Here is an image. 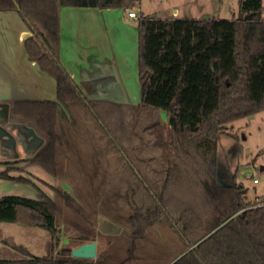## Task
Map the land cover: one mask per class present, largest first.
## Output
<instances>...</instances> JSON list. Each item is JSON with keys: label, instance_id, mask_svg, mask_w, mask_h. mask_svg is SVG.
Masks as SVG:
<instances>
[{"label": "trees", "instance_id": "16d2710c", "mask_svg": "<svg viewBox=\"0 0 264 264\" xmlns=\"http://www.w3.org/2000/svg\"><path fill=\"white\" fill-rule=\"evenodd\" d=\"M137 2L0 0V10L17 9L28 23L32 35L25 47L54 77L56 98L69 112L55 100L10 103V113L43 136L30 161L56 175L59 155L72 160L85 154L113 191L114 204L129 210L133 239L157 221L168 222L180 235L185 250L169 264H264V201L249 199L218 155L227 125L264 110L262 0H238L231 19L141 13L136 20L139 103L87 98L59 59L60 8L130 9ZM98 82L86 86L94 89ZM59 196L74 208L67 191ZM56 212L47 197L0 198V221L47 231L50 255ZM5 244L0 264H62L21 243ZM71 259L87 263V258Z\"/></svg>", "mask_w": 264, "mask_h": 264}, {"label": "rangeland", "instance_id": "374dc122", "mask_svg": "<svg viewBox=\"0 0 264 264\" xmlns=\"http://www.w3.org/2000/svg\"><path fill=\"white\" fill-rule=\"evenodd\" d=\"M218 4V18L231 19L237 15L238 0H219ZM140 6L145 14L154 17L182 18L190 11L192 2L138 0L132 9L138 12ZM262 6L264 15V0ZM176 8L177 12L174 11ZM137 79L136 93H139L138 66ZM7 112L0 105V198L6 195L43 196L56 203L58 212L52 255L47 231L18 222L0 221V257L6 249L5 243L14 241L26 246L32 254L50 256L51 260H61L62 264H77L72 262L70 252L83 235L100 241L95 256L87 258L84 264H169L185 250V242L166 221L153 223L144 236L133 239L132 228L127 223L129 210L114 204L113 191L101 174H95L92 165L95 162L85 154L81 159L72 160L59 155L56 175L31 162L43 140L36 147L32 146L43 136L26 120L13 116L10 110ZM159 115L166 122V111L161 109ZM164 122L161 130L166 138L168 130ZM20 123L33 131L24 133L22 128L16 127ZM28 147L32 150H27ZM218 155L226 158L230 171L235 174V180L244 186L247 197L264 201V110L227 125L218 142ZM64 191L74 197V208L65 204L59 196ZM100 218L118 223L121 230L113 235L103 233L100 225L97 227Z\"/></svg>", "mask_w": 264, "mask_h": 264}, {"label": "crops", "instance_id": "0c3cea01", "mask_svg": "<svg viewBox=\"0 0 264 264\" xmlns=\"http://www.w3.org/2000/svg\"><path fill=\"white\" fill-rule=\"evenodd\" d=\"M189 1L192 7L182 18L219 17V0ZM129 10L133 9L62 6L59 10L60 62L89 99L122 103L140 100L141 92L136 93V20L145 13L140 6L135 12L137 16L131 17ZM31 35L28 23L17 9L0 10V103L9 107L16 100H51L56 96L54 77L41 68L25 47V39ZM92 80H99L94 89L86 86ZM99 225L105 234L121 230L110 219L102 218ZM87 241H95L97 250L100 241L88 235L80 237L74 247Z\"/></svg>", "mask_w": 264, "mask_h": 264}, {"label": "water", "instance_id": "95a60500", "mask_svg": "<svg viewBox=\"0 0 264 264\" xmlns=\"http://www.w3.org/2000/svg\"><path fill=\"white\" fill-rule=\"evenodd\" d=\"M51 100L57 101L60 105V108L66 113L67 116H69L68 110L66 109V107L62 103H60V101L56 98V96ZM0 105L3 106V108L5 109V112L9 111V105L7 103H0ZM16 127L20 128V129L22 128V131L26 134H28L30 131H33L32 128H30L29 126H26L24 124H21V123L17 124ZM37 140L38 141H36L34 147H36L40 143V140H43V138L42 139L38 138ZM24 146H26V143H24ZM27 150L31 151L32 148L29 147ZM95 252H96L95 241L83 242V243L79 244L78 246L71 249V255L74 257H78V258H92L95 256Z\"/></svg>", "mask_w": 264, "mask_h": 264}, {"label": "built area", "instance_id": "2783aa9c", "mask_svg": "<svg viewBox=\"0 0 264 264\" xmlns=\"http://www.w3.org/2000/svg\"><path fill=\"white\" fill-rule=\"evenodd\" d=\"M127 14H128V16H131V17L137 16L134 10H129Z\"/></svg>", "mask_w": 264, "mask_h": 264}, {"label": "flooded vegetation", "instance_id": "af4514ba", "mask_svg": "<svg viewBox=\"0 0 264 264\" xmlns=\"http://www.w3.org/2000/svg\"><path fill=\"white\" fill-rule=\"evenodd\" d=\"M29 148V147H28ZM28 148H26V149H28Z\"/></svg>", "mask_w": 264, "mask_h": 264}]
</instances>
